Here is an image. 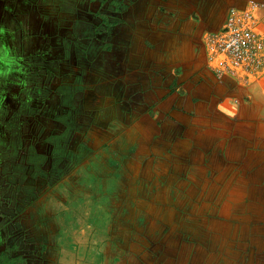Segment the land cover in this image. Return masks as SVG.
<instances>
[{
	"label": "rangeland",
	"instance_id": "1",
	"mask_svg": "<svg viewBox=\"0 0 264 264\" xmlns=\"http://www.w3.org/2000/svg\"><path fill=\"white\" fill-rule=\"evenodd\" d=\"M92 1L0 0V246L25 264H264V67L231 72L207 45L251 0L165 48L122 23L150 0Z\"/></svg>",
	"mask_w": 264,
	"mask_h": 264
},
{
	"label": "crops",
	"instance_id": "2",
	"mask_svg": "<svg viewBox=\"0 0 264 264\" xmlns=\"http://www.w3.org/2000/svg\"><path fill=\"white\" fill-rule=\"evenodd\" d=\"M231 1L234 0H150L148 3L146 2L147 7L144 11H140L139 4H134L133 8H130L129 6V9L120 14L124 18L122 23H132L134 32L143 33V40L146 37L150 42L155 43L156 46L163 48L168 46L186 47L191 39V31L196 34L198 32L208 31L209 29L212 31L216 26L219 27L218 24L221 21V15L226 11L227 6ZM237 1L240 2L242 0ZM92 2L91 7H94V9H100L109 13L106 7L107 4H101L100 0H93ZM245 3L246 1L244 3L241 2V6ZM65 5L66 7L69 6L68 3ZM162 5H164L165 8L161 7ZM75 9L78 19H80L79 23L83 24L84 21L85 24L86 20H84V17L87 16V8L85 7L83 10H79L78 7ZM14 14L15 13L12 11L9 12L8 15H5L2 25H5L8 20L14 28L21 23L23 24V19L19 20ZM93 20L98 22L97 17H94ZM31 28H34L33 24L31 25ZM129 31L130 29L126 31V34L124 35V44L133 47L139 46L140 44L137 42L141 41L140 36H135L136 39L133 40ZM130 41H132V43ZM15 46L17 47V45ZM21 46V43H19L18 47ZM48 62H50V59ZM79 63L81 62H78V64ZM115 70L118 72L119 67H115ZM16 105L17 108L12 121L15 123L12 124L15 129H18V133H20L24 127L22 123V106L18 103ZM7 126H10V124L7 125L4 121L0 120V143H4L5 141L3 129Z\"/></svg>",
	"mask_w": 264,
	"mask_h": 264
},
{
	"label": "built area",
	"instance_id": "3",
	"mask_svg": "<svg viewBox=\"0 0 264 264\" xmlns=\"http://www.w3.org/2000/svg\"><path fill=\"white\" fill-rule=\"evenodd\" d=\"M259 4L232 6L221 27L207 38L210 60L234 73L264 67V36L257 30Z\"/></svg>",
	"mask_w": 264,
	"mask_h": 264
},
{
	"label": "trees",
	"instance_id": "4",
	"mask_svg": "<svg viewBox=\"0 0 264 264\" xmlns=\"http://www.w3.org/2000/svg\"><path fill=\"white\" fill-rule=\"evenodd\" d=\"M0 264H24L20 255H9L6 251H0Z\"/></svg>",
	"mask_w": 264,
	"mask_h": 264
},
{
	"label": "flooded vegetation",
	"instance_id": "5",
	"mask_svg": "<svg viewBox=\"0 0 264 264\" xmlns=\"http://www.w3.org/2000/svg\"><path fill=\"white\" fill-rule=\"evenodd\" d=\"M2 231L0 230V233H1ZM2 250H4V251H6L9 255H20V254H18V253H9V251L11 250V248L10 247H8V246H0V251H2ZM23 259H24V257L22 256V255H20ZM24 264H25V259H24Z\"/></svg>",
	"mask_w": 264,
	"mask_h": 264
}]
</instances>
